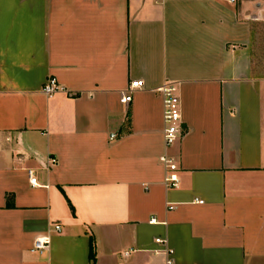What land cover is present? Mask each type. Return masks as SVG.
I'll return each mask as SVG.
<instances>
[{"label":"crops","instance_id":"crops-1","mask_svg":"<svg viewBox=\"0 0 264 264\" xmlns=\"http://www.w3.org/2000/svg\"><path fill=\"white\" fill-rule=\"evenodd\" d=\"M92 242L95 264H264V2L0 0V264Z\"/></svg>","mask_w":264,"mask_h":264},{"label":"built area","instance_id":"built-area-1","mask_svg":"<svg viewBox=\"0 0 264 264\" xmlns=\"http://www.w3.org/2000/svg\"><path fill=\"white\" fill-rule=\"evenodd\" d=\"M232 3L235 2V0H231ZM144 87V83L141 81L132 82L130 84V87L128 89V96H126L123 99V102H131L133 94L141 90ZM43 93L48 96L52 97L58 92H62V88L60 87L58 81L55 78H50L46 84L43 87ZM157 92L163 97V105H164V123H165V142L166 146L172 147L174 146L183 136L182 131V102L180 95L178 94L177 87L173 83H166L162 87H160ZM163 162L166 164L167 168L170 170V172L176 174L178 172V167L174 163L172 159L169 158H163ZM51 163H54V160L51 161ZM31 179V185L37 186V180L36 178H33V172L29 171ZM167 187L169 188H177L179 185V179L177 175L170 176L166 180ZM152 221L151 223H154ZM55 231L60 232L61 226H55ZM157 244L160 245H166L165 241L157 240ZM50 246V238H42L36 240L34 243V252H43L46 251ZM170 255L173 254L172 251L168 252ZM166 264H175L172 259H168Z\"/></svg>","mask_w":264,"mask_h":264},{"label":"trees","instance_id":"trees-1","mask_svg":"<svg viewBox=\"0 0 264 264\" xmlns=\"http://www.w3.org/2000/svg\"><path fill=\"white\" fill-rule=\"evenodd\" d=\"M90 261L92 264H95L96 262L95 245L93 242L91 245Z\"/></svg>","mask_w":264,"mask_h":264},{"label":"rangeland","instance_id":"rangeland-1","mask_svg":"<svg viewBox=\"0 0 264 264\" xmlns=\"http://www.w3.org/2000/svg\"><path fill=\"white\" fill-rule=\"evenodd\" d=\"M258 1L264 2V0H258Z\"/></svg>","mask_w":264,"mask_h":264}]
</instances>
